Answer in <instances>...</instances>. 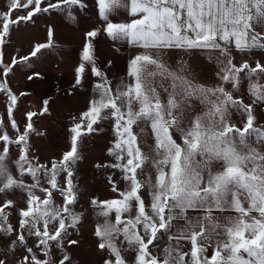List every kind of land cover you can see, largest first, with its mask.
Instances as JSON below:
<instances>
[{
	"label": "snow or ice",
	"instance_id": "obj_1",
	"mask_svg": "<svg viewBox=\"0 0 264 264\" xmlns=\"http://www.w3.org/2000/svg\"><path fill=\"white\" fill-rule=\"evenodd\" d=\"M93 4L101 27L84 33L73 87L90 73L94 95L71 117L66 150L43 163L30 136L45 135L34 117L48 114L50 101L26 112L21 129L7 77L52 48L55 30L48 26L46 42L10 63L2 48L14 26L40 13L59 11L77 23L76 13L90 5L9 0L0 13V93L7 98V123L0 118V264H73L69 249L82 242L73 234L79 237L88 210L103 264H264V124L256 115L264 107V59L255 58L257 51L264 56V0ZM17 11L24 14L13 18ZM101 34L137 50L127 82L98 65L94 41ZM197 57L215 68L213 81L200 79ZM34 77L39 73L28 75ZM104 122L112 131L110 159L93 167L112 170L105 178L114 195L92 196L78 209L84 142ZM12 146L19 149L14 161Z\"/></svg>",
	"mask_w": 264,
	"mask_h": 264
},
{
	"label": "rangeland",
	"instance_id": "obj_2",
	"mask_svg": "<svg viewBox=\"0 0 264 264\" xmlns=\"http://www.w3.org/2000/svg\"><path fill=\"white\" fill-rule=\"evenodd\" d=\"M9 0L4 1V3L0 2V11L1 13L7 11V5ZM22 11H17L16 14ZM18 26V34L15 35V38L10 34L8 42L2 48L4 62L10 63L12 57L16 56L17 58L21 55H27L32 50L35 45L34 37L30 35L25 27V24L21 23ZM29 34V37H25ZM136 49H132L131 56L136 53ZM59 52L53 49L50 53ZM41 54V53H40ZM60 54V53H59ZM61 58L56 59H45L46 68L44 69V74L42 72L39 73V77H34L32 80L28 79V71L37 68V64L35 62L36 57L30 59L29 62L22 63L17 66L13 73H11L7 77L8 84L14 94L18 97V104L16 109L14 110V117L18 122L21 129H23L25 125V113L28 111L36 112V105H40L42 107L43 101L48 99L51 100L56 97L60 91L58 90H49V84H54L57 79L54 77H58L60 75V66L61 64L66 63V69L64 70L73 71L74 63L76 59V53L72 49L62 51ZM39 55V54H38ZM37 55V56H38ZM40 57V56H39ZM38 59V64L43 63L42 58ZM42 57V55H41ZM256 59H264V56L261 55L259 51L256 52ZM36 59V60H37ZM48 61L53 62L52 66L48 67ZM172 63V61H169ZM193 67L198 70L199 76L201 80L213 81L215 79L214 73L215 68L210 66V64L204 60L203 58H194L192 60ZM32 70V69H31ZM50 72V73H49ZM49 74H52V79L47 81V77ZM31 75V74H30ZM55 77V78H56ZM41 78H44L43 80ZM4 77L0 74V80H3ZM54 79V81H53ZM56 85V84H55ZM51 87H54L52 85ZM57 87V86H56ZM35 89V90H34ZM31 95H30V93ZM20 93H26L24 96H20ZM30 95V96H29ZM31 96L34 97V101L36 104L32 103L30 100ZM58 96L56 99L52 101L58 100ZM245 102L250 103V98L246 95ZM29 103V106H28ZM7 98L6 95L0 93V118H2L5 123H7ZM256 115L259 118V122L264 124V107H260L256 109ZM239 119V117H236ZM71 125V121L65 123V128L62 126V122L52 121L51 110L49 109V113L43 116L34 117V127L36 132L44 133L45 135H36L33 133L30 136V143L33 146L32 152L37 155L40 159V162L43 163L47 160H50L53 157H56L59 153L66 150V145L68 141V128ZM44 126V127H43ZM46 128L47 130H45ZM11 131V129H9ZM90 136L85 139V148H84V156L85 159L79 164V176H80V190L82 195L80 196V205H78V209H82L86 206L87 201L89 200V190L91 181L93 179V170L90 168L91 166V149H90ZM19 155V149L17 146H12L10 150V160L14 161ZM59 199V198H58ZM15 223V218L12 220ZM95 226V217L92 215L91 211L88 210L84 222H82L80 226V234L79 237L76 233L73 234V238H81L82 242L79 247H72L69 249L72 257L73 264H103V259L105 258V253L100 252L96 248L95 238L92 233L94 231ZM31 243V242H30ZM22 253L18 252L17 255H21Z\"/></svg>",
	"mask_w": 264,
	"mask_h": 264
},
{
	"label": "crops",
	"instance_id": "obj_3",
	"mask_svg": "<svg viewBox=\"0 0 264 264\" xmlns=\"http://www.w3.org/2000/svg\"><path fill=\"white\" fill-rule=\"evenodd\" d=\"M4 1L6 0H0L1 3H4ZM87 3L90 5L87 10L76 13L78 19L77 23L71 22L67 19L65 14L56 11L50 13H40L34 19V22L25 24L28 33L34 37L33 41H35V44L46 42L48 26L53 27L55 30L54 46L50 49L42 50L41 54L36 56V59L40 56L39 58L42 59L45 57L51 60H58L61 58L62 51L72 49L73 51H75L77 59L74 63V67L77 65V63L79 62L82 45L84 43V33L93 27H101V21L96 15L93 0H87ZM22 14L24 13H15L13 18ZM126 18V16L118 17V19ZM10 34L15 38V35L18 34V26H14L10 30ZM29 34H27L25 37L28 38ZM94 47L97 63L100 67L104 68L108 72L109 77L114 81L123 79L125 82H127V63L129 58L131 57V51L134 48H131L124 42H113L103 34L96 38V40L94 41ZM53 49L57 50L60 54H56L53 52L50 53ZM36 59V66L40 69L35 70L31 68L32 70L30 69L27 75H30L34 72H42L44 74V69L47 67L46 63L44 62L45 59H43V63L40 64H38L39 61L38 59ZM109 61L112 62L110 68L107 67ZM52 64L53 62L48 61V67L52 66ZM59 66V71L61 70V73L58 77H54V79L57 80L54 81L53 79V81L57 83L49 84L50 87L48 88L49 90L60 91L57 95L59 99L52 101L53 99H56L57 96L54 97L49 103V109L51 110L52 121L58 123L62 122V126L63 128H65V123L71 121V117L78 116L82 111L86 110L89 100L94 95L91 89L93 78L89 73L82 86L73 87L74 68L73 71H70L68 73V71L64 70V67L65 69L67 68L66 63ZM46 77L47 81H50L52 79V74H49ZM41 79L43 80L44 78ZM52 85H54V87H51ZM30 98L32 103L36 104L34 101V97L31 96ZM35 107L37 110L36 112H39L41 106L36 105ZM102 128L103 130L100 133L92 134L89 140L91 149L90 151L92 154L90 168L93 170V179L90 185L89 198L92 196H96L100 200L112 198L114 195L110 187L107 185V181L105 178L106 172L112 170H97L93 167V165L97 162H104L110 159V157H108L106 154V149L110 145V141L112 139L111 126L108 122H104ZM44 129L47 130L46 128ZM44 133H46V131H44ZM118 175L119 173H117V176Z\"/></svg>",
	"mask_w": 264,
	"mask_h": 264
}]
</instances>
